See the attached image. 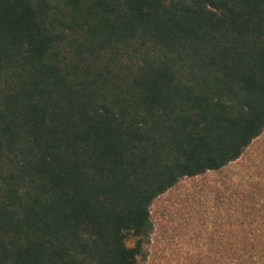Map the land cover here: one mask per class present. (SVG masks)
<instances>
[{
  "label": "trees",
  "instance_id": "trees-1",
  "mask_svg": "<svg viewBox=\"0 0 264 264\" xmlns=\"http://www.w3.org/2000/svg\"><path fill=\"white\" fill-rule=\"evenodd\" d=\"M263 132L264 0H0V264H141L154 200ZM241 206L212 264H264Z\"/></svg>",
  "mask_w": 264,
  "mask_h": 264
},
{
  "label": "rangeland",
  "instance_id": "rangeland-1",
  "mask_svg": "<svg viewBox=\"0 0 264 264\" xmlns=\"http://www.w3.org/2000/svg\"><path fill=\"white\" fill-rule=\"evenodd\" d=\"M242 203H264V132L227 167L185 177L154 200L141 264H212L224 231L237 228Z\"/></svg>",
  "mask_w": 264,
  "mask_h": 264
}]
</instances>
